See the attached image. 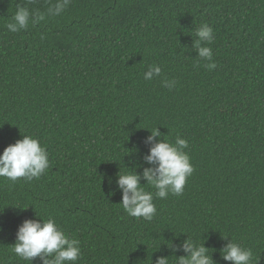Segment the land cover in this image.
Instances as JSON below:
<instances>
[{
	"label": "trees",
	"instance_id": "16d2710c",
	"mask_svg": "<svg viewBox=\"0 0 264 264\" xmlns=\"http://www.w3.org/2000/svg\"><path fill=\"white\" fill-rule=\"evenodd\" d=\"M56 2L32 0L45 19L13 33L24 0H0V152L32 135L50 162L31 181L0 177V264H42L11 248L25 219L48 218L80 241L75 264H174L187 237L215 264H231V240L264 264V0H69L47 15ZM201 23L211 70L194 48ZM150 64L162 71L148 81ZM177 136L194 169L183 192L142 185L157 211L129 216L117 173L155 167L150 147Z\"/></svg>",
	"mask_w": 264,
	"mask_h": 264
},
{
	"label": "clouds",
	"instance_id": "9594fccd",
	"mask_svg": "<svg viewBox=\"0 0 264 264\" xmlns=\"http://www.w3.org/2000/svg\"><path fill=\"white\" fill-rule=\"evenodd\" d=\"M31 2L32 0H24L23 4L17 5L11 20L5 25L10 32H19L28 28L30 23L35 24L45 19V13L26 6ZM68 3L69 0H57L54 7L47 10V15H59ZM195 37L197 56L207 62L204 65L206 68L214 69L216 64L212 59L213 52L208 46L214 39L213 28L207 23H201L196 28ZM161 71L159 65L150 64L143 73V78L150 81L155 76H160ZM162 83L171 89L176 82L165 79ZM150 132L148 140L161 135L156 127ZM186 148L188 141L180 136L176 137L174 143L163 137L150 147L145 157L155 167L145 168L142 174L129 168L117 173V186L121 190L120 204L129 216L150 221L157 211L153 192L147 191L142 185L154 188L155 197L161 199L166 198L169 193L179 195L183 192L186 180L194 170ZM49 167L46 148L32 135H22V138L8 144L0 152V177L12 182L19 178L28 181L39 178ZM141 176L144 184L140 183ZM167 245L170 246L171 241ZM180 247L185 255L174 256V264H215L204 243H197L187 237ZM11 251L24 261L39 258L42 264H75L81 256L80 241L69 238L53 218L25 219L17 228ZM221 255L223 260L230 261L231 264H251V249L232 240L221 249ZM150 264H153L151 258ZM154 264H170L169 256L157 257Z\"/></svg>",
	"mask_w": 264,
	"mask_h": 264
}]
</instances>
